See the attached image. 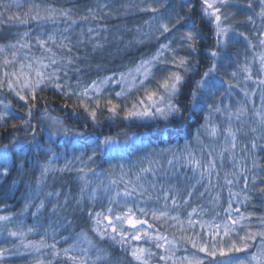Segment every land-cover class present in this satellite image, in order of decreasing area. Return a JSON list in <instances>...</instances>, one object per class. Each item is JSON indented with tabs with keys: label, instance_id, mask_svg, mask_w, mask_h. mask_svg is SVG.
<instances>
[{
	"label": "rangeland",
	"instance_id": "374dc122",
	"mask_svg": "<svg viewBox=\"0 0 264 264\" xmlns=\"http://www.w3.org/2000/svg\"><path fill=\"white\" fill-rule=\"evenodd\" d=\"M60 1L0 0L5 5L0 7V33H8L11 38L8 43H0V84H3L0 126L14 119L21 123L29 120L27 112L32 104L30 101L26 108L5 81H14L13 88L22 95H31L30 90L21 87L23 83H39L43 90L53 88L97 114L125 117V109L131 110L133 104L146 96L140 84L144 61L157 58L150 73L155 78L145 83L150 91H159L160 95H163L160 85L172 73L179 72L184 77L182 84L189 75H195L199 63L190 64L185 56L187 47L181 48L178 42L188 28L173 29L170 33L161 30L169 20L184 22L182 18L190 6L186 0H114V3L95 0L96 4L83 15L56 4ZM197 3L201 7L200 0L191 5L195 7ZM262 8L260 0H227L221 7V28L226 34L214 36L213 50L218 54L210 58L211 63H205L199 74L203 76L215 65L212 78L217 88L204 98L202 110L198 109L203 122L182 146L143 149L136 143V136L127 139L113 136L112 143L102 145L93 155L96 147L82 148L76 135L50 119V135L30 186L31 201L35 204L45 196L35 204L36 211L42 210V204L49 199L55 207L71 202L73 208L86 215L90 231L72 233L71 229H62L53 235L43 233L41 226L34 223L36 216L27 214L29 208H15L10 202L13 187L9 194L0 192V217L7 218L0 219L3 253L0 264H81L85 260L87 264H122L113 258L111 247L121 248L132 264H195L196 260L209 264L211 258L199 251L203 243H211L214 237L219 247L227 250L233 242L241 246V238L247 236L253 237L247 240V249L230 255L239 257L244 264H261L264 261L261 255L264 236L260 235L264 233ZM130 16H134L130 24L127 21L119 24L123 25L122 31L133 30L132 39L121 42L120 38V46L114 52L118 56L130 55L133 45L147 41L154 42L152 49L133 60L128 68L87 81L80 70L82 55L91 44L92 50H96L105 43L111 26L107 21H124ZM210 25L213 32L219 31L215 23ZM180 58L189 62V71L178 68ZM37 72L43 74V79L37 77ZM40 88L36 89V95L43 91ZM179 97L174 102H180ZM109 99L120 105L115 114L108 111ZM8 159L9 174L15 168V176L21 179L27 173L23 159L15 160L11 152ZM7 176L0 175V186ZM56 178L68 184L56 187ZM126 191L133 194L125 196ZM129 208L135 219L147 223L133 229L126 219L118 221L116 217H126ZM105 216L111 217L117 228L115 234ZM233 220L237 223L233 224ZM121 233L129 237L126 242L120 239ZM136 234L141 235L140 240L130 238ZM65 249H73L71 254L78 259L69 260ZM81 249H87V254H82ZM134 250L139 260L131 255ZM161 256L165 259L161 260ZM253 256L257 259L252 260Z\"/></svg>",
	"mask_w": 264,
	"mask_h": 264
},
{
	"label": "trees",
	"instance_id": "16d2710c",
	"mask_svg": "<svg viewBox=\"0 0 264 264\" xmlns=\"http://www.w3.org/2000/svg\"><path fill=\"white\" fill-rule=\"evenodd\" d=\"M114 3V0H112ZM190 3L196 4V0H190ZM56 4L63 8H70L72 12H77L81 15L85 10L91 8L96 4L95 0H61ZM115 5V4H113ZM199 3L194 7L195 10L188 18V23L195 21L196 27L200 30V43L197 44V51L189 55L188 51L185 56L189 59L190 64L196 67L195 75H189L186 83L181 86L180 102L181 108L191 106L188 103L190 91L195 88L202 71V68L207 63H211L208 51L215 48L214 35L211 25L207 19L201 23L202 17L200 16ZM89 7V8H88ZM134 16L124 19H113L107 21L110 26L108 38L102 46L93 49V45L88 47L80 59V70L84 73V78L87 81H93L95 77L105 74H115L123 68L131 66L132 61L140 56L147 55L152 49L154 42L147 41L143 44L133 45V50L130 55L118 56L114 50L120 46L119 39L123 41L132 37L130 34L132 29L122 31L123 25L119 23L130 24L129 20ZM187 28V27H186ZM211 29V31H210ZM11 41L8 33H0V43H8ZM101 48V51L99 50ZM83 53V52H82ZM194 77L196 79H194ZM45 90V91H44ZM37 94V99L32 101L30 105L32 115L29 118L31 128L25 130L21 125L23 123L14 119L11 123L0 126V150L3 146L7 145L11 149V154L17 160L23 159L27 173L21 179L15 176V168L12 169L6 180L0 186L2 194H9L10 190L15 187V191L10 198V202L15 205V208H29L27 214L35 215L38 226H41L42 232H50L51 235L56 231L71 229L72 233L80 231H90V225L86 215L78 212V209L73 208L71 202L66 205L55 207L51 203V199L42 204L43 208L36 211V205L45 197L34 202L31 201L33 193L31 191V184L33 183L34 176L37 168L40 165L41 154L44 151L46 139L50 135L49 121L50 119L56 120L58 125L63 129L70 131L78 137L77 142L81 147L90 150L96 147L97 137L100 140L104 138H111L113 136L127 139L129 136H136L140 143L139 147L143 149L150 147L166 148L168 146H182L186 140L192 138L195 130L200 127L203 122V114L198 111L184 112L183 119L171 122L165 120H155L149 122H141L136 119L125 118L124 116L114 115L108 116L97 114L95 120L90 116L91 110L75 102L71 97L65 96L63 93L54 90L53 88L44 89ZM15 125V127H13ZM33 130L35 131V139L32 138ZM81 134H86L81 139ZM90 145L85 147L84 145ZM136 144V145H137ZM28 146L31 149L28 150ZM29 172L31 175L29 176ZM16 177V178H14ZM56 187L64 188L68 182L61 178H56L54 181ZM53 186V190L55 189ZM37 212V213H36ZM36 213V214H35ZM113 258L117 261L120 260L122 264H132L131 258L125 253L121 252V248H110Z\"/></svg>",
	"mask_w": 264,
	"mask_h": 264
},
{
	"label": "snow or ice",
	"instance_id": "6c2138e0",
	"mask_svg": "<svg viewBox=\"0 0 264 264\" xmlns=\"http://www.w3.org/2000/svg\"><path fill=\"white\" fill-rule=\"evenodd\" d=\"M227 0H200V16L202 17L201 23L204 22V19L206 18L208 20L209 24L215 23L216 29H219V31L213 32V35L216 37H219L221 35L226 34V30L221 28V7L225 5ZM186 3H189V11L185 14V16L182 18L184 21L176 22L174 23L172 20L167 21L161 26L162 33H170L173 29H176L177 31L179 28L187 27L188 31L184 32L179 37V44L181 48L187 47L189 55H191L193 52L197 51V44L200 43V30L198 27H196L195 21H192L191 23H188V17H190L191 13L195 10L194 5H191L190 0H186ZM261 5H264V0H260ZM250 6V5H249ZM0 7H5L3 3H0ZM155 11V9H153ZM261 15L264 16V8H262ZM179 25V27H177ZM211 31V29H210ZM261 36H264V32L260 33ZM261 44H264V40H261ZM218 54L217 51H209V58L216 57ZM157 58L154 57L150 61H144L142 64L143 72L141 75L143 76V79L140 81L141 87L146 92V96L144 99H141L138 101L137 104H133L131 110L125 109V118H133V119H141V120H165L171 122L172 120L179 121L183 119L184 112L186 111H195V110H202V104L204 102V98L208 97L214 89L217 88V84L214 82L212 78L213 70L215 69V65L212 66L207 72H205L201 78L200 81H197L195 88H193L188 97V103L191 106V109L188 107L181 108L178 102H174L175 97L179 96L181 94L180 85L184 82V77L179 74V72L172 73L170 76L166 77L163 81V83L160 85V87L163 89V95L159 94V91H150L147 87V84L145 81H149L150 79H154L155 77L150 75L151 69L153 64L156 62ZM262 62H264V58H262ZM174 63H177L174 61ZM178 68L183 69L185 72L189 71L191 68V65L185 58H180L177 63ZM138 71H140L138 69ZM5 75H8L7 73ZM13 76H16V73L12 74ZM37 77L43 79V74L41 72L36 73ZM7 87L12 88L16 91L17 96L19 97V100L24 102V106L28 108L30 101H35L37 99L36 95V89L40 88L39 83H28L25 82L21 85V87L24 90H30L31 95L24 94L22 95L20 93V90L14 89L13 84L14 81H5ZM0 86H3V84H0ZM56 87L60 88V85H56ZM40 90H43L40 88ZM82 95H86L82 94ZM117 96H120L121 93H116ZM91 100V98H89ZM108 111L115 114L117 112V109L120 107L118 104H113L112 100L109 99L107 101ZM96 106L99 107V99L96 100ZM27 115L31 117L32 112L31 108H28ZM90 116L93 120L96 118V111L92 110L90 112ZM3 117H0V120H2ZM15 127V125L13 126ZM22 128H25V130L30 129L32 126L30 124V120H26L21 125ZM59 131V129H58ZM86 134H81V139L84 138ZM32 138L35 139V131L33 130ZM98 143H96V148L93 150V155L95 154V151H98L101 149L102 145H107L109 143H112L111 138H104L103 140H100L99 137H97ZM85 147H90V145L85 144ZM255 146V145H253ZM31 149V146H28V150ZM11 149L5 145L3 146L2 150H0V175L7 176L9 174V159L8 155ZM93 157H89L91 160ZM191 160L192 158L189 157ZM170 164L173 163L172 161L169 162ZM143 171L148 172L149 169H143ZM139 180V177L137 178ZM115 183V181H113ZM132 192H125V196H131ZM238 211V210H237ZM128 215L126 217H116L118 221H122L126 219V222L131 228L135 229L138 225L147 223V221H140L139 219H135L134 215L132 214V209H128ZM231 218V217H229ZM0 219H7L6 217H0ZM104 219L108 221L109 226L112 228V233L117 232V228L112 224L111 217L105 216ZM191 222V221H190ZM233 224H236L237 221L233 220ZM219 228V226H215ZM106 232L107 230L104 229ZM218 234V233H217ZM12 235H16V233H12ZM225 235H228L227 232H225ZM261 236H264V233H260ZM115 239V237H112ZM129 237L124 236L123 233L120 234V239L127 241ZM134 240H140L141 235L136 234L134 236L130 237ZM252 236H247L246 238H241V246H237V243L233 242L231 243V246L225 250L224 248L219 247L218 243L215 241V238H212L211 243H203V246L199 248L200 252L205 253L206 258L209 259V264H244V261L241 260L239 257L230 255L232 252H241L245 251L248 247L247 240L252 239ZM161 239H164L161 237ZM158 247H161L162 245H157ZM194 248L197 247L196 243L193 242L192 245ZM65 253H68V259L75 262L78 257L76 255H72L73 249H65ZM141 252L143 250H140ZM81 253L86 255L87 249H81ZM2 251H0V255H2ZM131 255L139 260L140 256L137 254V251H132ZM261 255H264V252L261 253ZM217 256L220 257V259H216ZM161 260H164L165 257L161 256ZM252 260L257 259V257L253 256L251 258ZM81 264H87V261H81ZM195 264H203L202 260H196ZM261 264H264V261L261 262Z\"/></svg>",
	"mask_w": 264,
	"mask_h": 264
}]
</instances>
